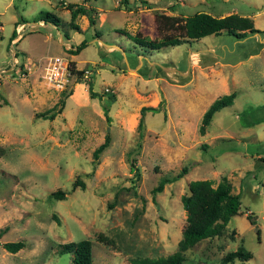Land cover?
Listing matches in <instances>:
<instances>
[{"label":"rangeland","instance_id":"obj_1","mask_svg":"<svg viewBox=\"0 0 264 264\" xmlns=\"http://www.w3.org/2000/svg\"><path fill=\"white\" fill-rule=\"evenodd\" d=\"M70 3L93 5L95 24L85 14L71 19ZM41 9L65 24L35 21ZM196 11L246 15L262 31L238 38L223 30L145 52L117 32L186 39L185 18ZM0 27V264H71L58 244L81 238L91 240L93 264L171 254L186 224L181 198L199 178H225L240 209L221 234L184 250L180 264H219L240 246L252 256L233 264H264V0H0ZM83 38L87 45L70 53ZM54 54L92 72L93 89L114 98L90 97L71 71L64 89L47 85ZM231 91L233 103L200 133L203 112ZM160 101L159 111H145L135 178L128 151L139 140L140 108ZM50 109L60 110L40 116ZM106 133L110 142L94 162ZM183 166V176L153 192ZM57 189L65 196L49 198ZM18 239V251L3 247Z\"/></svg>","mask_w":264,"mask_h":264},{"label":"trees","instance_id":"obj_2","mask_svg":"<svg viewBox=\"0 0 264 264\" xmlns=\"http://www.w3.org/2000/svg\"><path fill=\"white\" fill-rule=\"evenodd\" d=\"M68 8L71 12V19H74L78 14H85L88 18L89 25H94L96 9L93 5H79L76 3L68 4ZM35 21H43L54 24L55 26L64 25L62 18L57 16L53 11L48 9H41L34 16ZM17 26V25H16ZM16 26L11 33L10 40L12 41L16 36ZM75 27L77 25L74 24ZM234 34L236 37L241 38L248 33H259L262 29L255 27L252 19L246 15H240L237 13H229L224 16H215L209 12L196 11L190 13L185 18V38L172 37L167 39H151L148 37H141L135 34H131L125 29H117L120 36H126L132 41V48L136 49L137 46H141L143 52L148 50H160L168 46H175L185 41L197 39L208 34H219L222 31ZM64 36L68 37L66 31H63ZM87 45L86 38H83L76 44H70L68 50L70 53H78L82 48ZM69 69L75 73L80 79V84H87V89L90 97H105V100L111 101L114 95L109 92L108 89L98 92L93 89V79L90 78L87 81H83L84 69H76L75 61H69ZM236 96V91L224 93L216 97L203 112L201 121L199 124L200 133H204L206 126L210 123L213 114L222 107L231 105ZM0 97L3 95L0 92ZM147 105L140 108V117L138 121L139 127V140L135 148L128 151V160L130 163V170L133 172L134 177L139 176V168L137 165V159L134 156L138 153L141 143L140 140L144 135V115L146 110L153 112L160 110V104ZM63 106V104L61 105ZM103 112L107 119L109 116V104H101ZM52 110V111H50ZM48 113H40V116L53 118L60 109H50ZM110 142L109 134L106 133L104 139L93 149L92 157L96 162L99 154L102 150L108 146ZM188 171V166H183L175 175L164 176L160 179L157 185L153 187V192L162 190L166 182L173 181L183 176ZM84 187L85 183L79 179L74 181ZM65 191L61 189L54 190L48 194V197L63 198ZM183 208L186 212V224L182 231V237L178 242V248L171 254L159 257H136L133 259L134 264H180L184 260L183 251L189 246L195 244L199 240L207 237L219 235L223 232L226 224L232 218L233 215L238 213L240 209L241 200L238 193L231 192L230 184L225 178L218 182L216 185L212 184V181L207 178L193 179L189 183V193L184 194L181 198ZM250 217V216H248ZM57 218V217H56ZM57 220H59L57 218ZM253 223V219H250ZM25 242L21 239L5 241L3 247L10 252H16L24 247ZM58 251L72 253L71 264H93L92 260V243L88 238H81L78 240H71L68 242H61L58 244ZM251 253L242 246L233 251L226 253L219 264H233L235 260L244 261L251 257ZM203 264V263H197ZM217 264V263H216Z\"/></svg>","mask_w":264,"mask_h":264},{"label":"built area","instance_id":"obj_3","mask_svg":"<svg viewBox=\"0 0 264 264\" xmlns=\"http://www.w3.org/2000/svg\"><path fill=\"white\" fill-rule=\"evenodd\" d=\"M43 75L47 85L54 89H64L70 75L68 58L62 54L50 55L45 65ZM91 75H93L92 72L85 71L83 76L85 78Z\"/></svg>","mask_w":264,"mask_h":264},{"label":"crops","instance_id":"obj_4","mask_svg":"<svg viewBox=\"0 0 264 264\" xmlns=\"http://www.w3.org/2000/svg\"><path fill=\"white\" fill-rule=\"evenodd\" d=\"M40 24H44V22H40ZM45 25V24H44ZM256 27V26H255ZM260 29V28H259ZM256 33V32H255ZM20 36H19V38L21 37V34H19ZM121 37V36H120ZM122 37H125V36H122ZM18 38V39H19ZM66 44H68V42L66 43ZM70 44H72V43H70ZM70 46V45H69ZM83 49V48H82ZM77 54V53H76Z\"/></svg>","mask_w":264,"mask_h":264}]
</instances>
